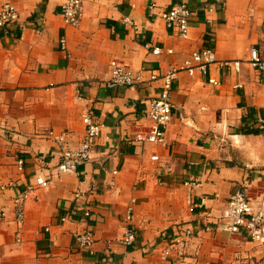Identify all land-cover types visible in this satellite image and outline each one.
<instances>
[{"label":"crops","instance_id":"obj_1","mask_svg":"<svg viewBox=\"0 0 264 264\" xmlns=\"http://www.w3.org/2000/svg\"><path fill=\"white\" fill-rule=\"evenodd\" d=\"M65 2L0 0V9L12 3L19 12L0 28V264L264 263V245L230 233L222 219L239 190L264 208V72L246 62L252 47L264 58V0H83L78 26L65 21ZM180 3L194 11L187 39L162 17ZM209 47L217 60L208 73L181 70L173 82L166 143L138 141L153 129L147 106L166 97L152 75ZM236 59L240 71L223 64ZM113 60L140 83L108 86ZM87 108L102 134L90 161L59 174L55 137L68 132L77 145ZM40 175L50 185L27 201L20 225L13 200ZM191 181L199 185L191 189ZM129 208L130 247L123 241ZM87 228L95 243L83 251L75 234ZM184 228L195 229L184 258L175 249L164 258Z\"/></svg>","mask_w":264,"mask_h":264},{"label":"built area","instance_id":"obj_2","mask_svg":"<svg viewBox=\"0 0 264 264\" xmlns=\"http://www.w3.org/2000/svg\"><path fill=\"white\" fill-rule=\"evenodd\" d=\"M194 11L187 3H180L172 9L165 11L162 17L169 28L178 32V35L184 39L189 38L190 35V20ZM62 15L68 24L78 26L85 16V7L83 0H66L62 6ZM19 12L17 7L12 3H5L0 9V28L7 29L14 22L18 21ZM129 22L130 20L127 19ZM40 31V30H39ZM61 46L66 47V39H61ZM162 48L156 47L153 52L161 54ZM173 50H168L172 53ZM216 51L214 48H204L202 50L193 51V53L184 60L180 68H173L163 75H152L153 81H162V87L165 91L166 97L152 100L146 108L145 114L153 122V129L148 135H138V141L150 143H166L165 132L173 119L174 105L170 100V92L172 90L173 82L177 78V74L181 70H186L193 75L196 71H201L206 74L209 67L216 62ZM243 60L236 59L225 61L223 64L227 67L240 71ZM246 62L250 66L260 72H264V58L261 56L259 50L252 47L248 53ZM112 79L108 81L107 85L111 87H135L140 83L139 75L133 71L113 60L111 62ZM211 83L218 85V80L211 78ZM260 128L264 130V119L258 120ZM83 123L85 127L83 138L77 145H72L68 141V132L55 137L56 147L60 154V163L57 167L59 174L77 173L78 168L84 165L91 159L93 149L102 134L103 124L97 118L95 112L91 108H87L83 114ZM42 163H46L45 159H41ZM19 167L24 166L23 160H19ZM191 189L199 185L197 181L186 183ZM50 181L46 180L44 176L40 175L36 179L35 184H31L27 189L17 195L13 200L14 209L16 213V220L20 225H23L26 220V203L35 193L38 188L48 187ZM189 203L192 210L197 205L193 201V197H189ZM87 215H90L87 213ZM222 219L225 222V228L230 233H244L251 241L260 245H264V208L257 207L249 198L246 190H239L233 193L224 211ZM65 220V219H63ZM133 221V208H129L127 215L124 218L126 227V234L123 239L127 246H132L136 240L135 233L131 229ZM195 229L184 228L172 240L171 244L165 251L167 258L172 253V249L177 250L178 256L182 259L185 255V248L187 242L194 236ZM95 243V234L92 229L87 228L80 233L75 234L76 248L89 251L93 248ZM254 264H264L263 261H257Z\"/></svg>","mask_w":264,"mask_h":264}]
</instances>
